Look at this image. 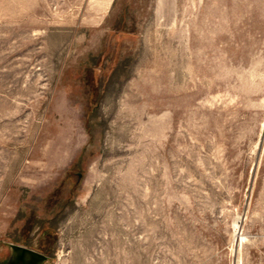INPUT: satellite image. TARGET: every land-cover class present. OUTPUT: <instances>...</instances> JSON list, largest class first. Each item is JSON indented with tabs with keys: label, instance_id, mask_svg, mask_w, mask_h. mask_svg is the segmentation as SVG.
Segmentation results:
<instances>
[{
	"label": "rangeland",
	"instance_id": "374dc122",
	"mask_svg": "<svg viewBox=\"0 0 264 264\" xmlns=\"http://www.w3.org/2000/svg\"><path fill=\"white\" fill-rule=\"evenodd\" d=\"M10 244L264 264V0H0V264Z\"/></svg>",
	"mask_w": 264,
	"mask_h": 264
},
{
	"label": "water",
	"instance_id": "95a60500",
	"mask_svg": "<svg viewBox=\"0 0 264 264\" xmlns=\"http://www.w3.org/2000/svg\"><path fill=\"white\" fill-rule=\"evenodd\" d=\"M9 262L12 264H42L47 257L25 246L10 244Z\"/></svg>",
	"mask_w": 264,
	"mask_h": 264
},
{
	"label": "bare ground",
	"instance_id": "6f19581e",
	"mask_svg": "<svg viewBox=\"0 0 264 264\" xmlns=\"http://www.w3.org/2000/svg\"><path fill=\"white\" fill-rule=\"evenodd\" d=\"M234 230H237L236 236H237V241H239L240 244H242L243 239H245L246 237L243 235V233L241 232V225L239 224L238 218L234 221Z\"/></svg>",
	"mask_w": 264,
	"mask_h": 264
},
{
	"label": "flooded vegetation",
	"instance_id": "af4514ba",
	"mask_svg": "<svg viewBox=\"0 0 264 264\" xmlns=\"http://www.w3.org/2000/svg\"><path fill=\"white\" fill-rule=\"evenodd\" d=\"M8 264H12L11 262H9Z\"/></svg>",
	"mask_w": 264,
	"mask_h": 264
}]
</instances>
